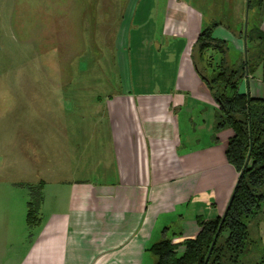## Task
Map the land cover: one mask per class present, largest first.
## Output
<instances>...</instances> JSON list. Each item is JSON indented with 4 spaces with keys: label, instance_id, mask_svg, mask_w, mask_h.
Masks as SVG:
<instances>
[{
    "label": "crops",
    "instance_id": "obj_1",
    "mask_svg": "<svg viewBox=\"0 0 264 264\" xmlns=\"http://www.w3.org/2000/svg\"><path fill=\"white\" fill-rule=\"evenodd\" d=\"M200 7L126 0L114 44L120 85L106 103L111 148L97 162L113 178L43 179L35 224L27 212L26 227L0 214V264H151L165 229L181 242L199 233L197 217L224 214L239 173L225 156L233 131L215 129L217 104L191 59L206 25ZM222 26L213 36L240 57ZM259 70L240 92L255 75L262 82Z\"/></svg>",
    "mask_w": 264,
    "mask_h": 264
},
{
    "label": "rangeland",
    "instance_id": "obj_2",
    "mask_svg": "<svg viewBox=\"0 0 264 264\" xmlns=\"http://www.w3.org/2000/svg\"><path fill=\"white\" fill-rule=\"evenodd\" d=\"M195 1L206 25L221 23L244 48L233 41L246 13L256 17L247 0ZM125 2L0 0V214L13 226L26 227L30 208L38 218L43 179L113 178L97 162L111 148L106 103L120 85L114 44ZM244 89L264 96L256 75ZM175 232L166 236L179 242Z\"/></svg>",
    "mask_w": 264,
    "mask_h": 264
},
{
    "label": "trees",
    "instance_id": "obj_3",
    "mask_svg": "<svg viewBox=\"0 0 264 264\" xmlns=\"http://www.w3.org/2000/svg\"><path fill=\"white\" fill-rule=\"evenodd\" d=\"M248 7L255 8L256 17L249 16L246 32L245 25L239 31L244 51L235 61L229 43L213 36L218 22L201 29L191 51L195 69L218 107L215 129L233 131L225 156L239 175L230 201L220 217H197L200 230L194 238L174 242L165 229L149 248L151 264H264V96L239 91L243 78L259 69L264 84V0H248ZM35 216L30 208L29 225L37 222Z\"/></svg>",
    "mask_w": 264,
    "mask_h": 264
},
{
    "label": "water",
    "instance_id": "obj_4",
    "mask_svg": "<svg viewBox=\"0 0 264 264\" xmlns=\"http://www.w3.org/2000/svg\"><path fill=\"white\" fill-rule=\"evenodd\" d=\"M247 12H248V0H247ZM246 27H247V13H246V22H245V32H246Z\"/></svg>",
    "mask_w": 264,
    "mask_h": 264
},
{
    "label": "built area",
    "instance_id": "obj_5",
    "mask_svg": "<svg viewBox=\"0 0 264 264\" xmlns=\"http://www.w3.org/2000/svg\"><path fill=\"white\" fill-rule=\"evenodd\" d=\"M247 77V76H246Z\"/></svg>",
    "mask_w": 264,
    "mask_h": 264
}]
</instances>
